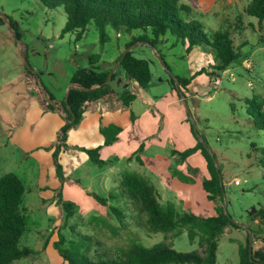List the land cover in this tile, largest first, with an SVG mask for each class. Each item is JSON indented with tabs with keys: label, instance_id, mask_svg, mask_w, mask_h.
Instances as JSON below:
<instances>
[{
	"label": "rangeland",
	"instance_id": "rangeland-1",
	"mask_svg": "<svg viewBox=\"0 0 264 264\" xmlns=\"http://www.w3.org/2000/svg\"><path fill=\"white\" fill-rule=\"evenodd\" d=\"M248 3L249 0H236L229 7L230 11H221L220 16L209 21L194 15L208 36L217 29L228 27L234 46L239 47L241 57L223 72L212 73L215 55L210 46L198 45L187 53L170 34L157 45L166 67L161 56L146 42L135 43L132 51L150 64L151 81L146 88L137 91L152 99H159L165 91L173 88L170 82L173 75L193 76L186 102L181 98L186 119L190 118L186 121L194 125L196 143L202 136L203 144L215 155L214 163L222 172L225 206L229 213L242 226L260 227L251 246L253 250L264 252V232H260L263 226L258 224V219L251 221L250 215L260 214L258 210L264 208V171L255 163L259 152L252 150V144L258 148L264 146V131L254 126L248 114L251 103L257 115L264 112V20L260 27L257 18L246 13ZM8 21L15 26L19 38L12 34ZM65 22L66 13L62 6L49 8L38 0H0V176L14 172L27 189H32L40 181V163L32 155L22 157L20 150L12 147L11 136L14 133L31 135L37 131L39 107L45 104L40 85L43 84L57 99H64L73 73L78 68L92 66L89 55L100 56L97 64L101 68L114 69L113 61L125 50V44L133 35L144 33L142 30H134L132 34L117 33L107 26L108 38L102 42L91 22L84 35L77 39V31L62 33ZM26 67L39 74V84L27 74ZM201 68L202 72L195 75V71ZM115 71L117 76L114 84L111 83L113 87L118 86L122 68ZM158 123L160 131L161 117ZM8 138L9 145L6 144ZM249 153L252 154L250 157ZM83 170L86 166L82 167ZM108 182L113 194L109 203L126 214L123 224L112 213L80 212L78 209L72 218L66 220L57 199L53 203L47 202L38 196L35 186L32 193L26 192L23 207L28 217V230L20 242L37 253L11 264H66L54 247L60 231L67 238L75 239L79 233L90 236L92 255L100 250L115 255L119 247L133 242L148 247L161 243L182 252L198 248V237L190 242L188 227H183L177 236L164 232L148 233L140 224L142 216L139 214L142 213L137 209V203L120 193L118 178L110 175ZM253 207L256 212H252ZM246 240L245 229L226 227L218 241L216 264H239V247L245 245Z\"/></svg>",
	"mask_w": 264,
	"mask_h": 264
},
{
	"label": "trees",
	"instance_id": "trees-1",
	"mask_svg": "<svg viewBox=\"0 0 264 264\" xmlns=\"http://www.w3.org/2000/svg\"><path fill=\"white\" fill-rule=\"evenodd\" d=\"M44 6L55 8L62 6L66 13V22L62 33L77 31L76 38H81L86 32L88 24L93 22L100 40L104 42L108 36L106 27H112L117 33L132 34L134 30H142L144 33L133 35L131 40L125 44V48L141 41L146 42L155 49L162 59L163 55L157 48L158 43L170 34L175 37V43H180L187 53H190L195 46L208 45L212 48L215 61L211 65L212 73L223 72L228 69L231 63L241 57L239 47L234 46L233 38L228 27L217 29L211 35H207L202 24L195 19L193 9L180 0H38ZM250 16L257 18L258 24L262 27L264 20V0H249L245 9ZM2 21V18H1ZM10 29L15 31V37L19 38L15 26L8 21ZM150 36H149V35ZM123 51L113 61L122 67L127 76L128 82H137L141 87L146 88L151 81L150 64L146 59L138 58L133 54L132 49L123 57ZM98 54H91L88 60L91 67L78 68L72 75L67 100L57 99L41 84V91L44 96L45 109L56 111L62 114L64 124L58 131L57 143L52 156L56 172L61 181L64 177L59 163V152L67 147L66 140L68 131L76 126L87 105L90 102L116 95L117 91L112 86L117 73L114 70L109 76L112 68L103 69L100 67ZM164 61V60H163ZM113 65V66H114ZM27 74L39 84V74L26 67ZM203 68L194 74L201 73ZM215 70V71H214ZM170 82L173 89L180 98L186 102L188 86L193 78L175 75ZM129 84V83H128ZM178 84V86H177ZM120 102L124 105L136 99V95L128 89H122L118 95ZM254 99V98H253ZM255 100V99H254ZM247 102H250L247 100ZM68 106L70 109H68ZM253 103L248 107V114L257 129L264 131V112L253 109ZM260 106V105H258ZM74 117V119H73ZM187 120H190L188 117ZM192 133L196 136L193 123L190 124ZM121 128L115 125H108L101 128L104 136V144L110 145L118 138ZM200 137V136H199ZM201 136L197 143L184 151L172 150L178 153L181 160L200 149V153L206 160L208 175L203 179L202 185L207 193V198L214 203L215 213L213 215H196L191 211L178 212L173 206H163L158 198L154 185L145 177L135 171L125 170L119 178L120 193L137 203V209L142 213L140 224L145 227L148 233L164 232L173 236L180 235L183 227H188L187 235L190 242L198 237V248L188 252H182L165 244L145 246L133 242L127 246L118 248V252L109 254L104 250L95 252L92 255V239L90 236L77 234L76 238H67L61 231L58 233V240L54 247L66 264H216L218 241L224 229L228 226L245 229L247 240L245 245L239 247V264H264V252L253 250L250 246V237L258 236L257 229L252 226H242L234 221L232 215L225 206L226 197L224 184L222 183V172L214 163V153L210 152L203 144ZM88 155L92 163L98 166L106 165L109 161L100 157V147L81 148ZM252 150L259 152L256 165L264 171V146L258 148L252 144ZM139 150L135 153L138 162ZM252 154H248L250 157ZM131 158H129L130 160ZM196 168L189 167L192 174L197 173ZM180 180L192 182L193 178L184 174H177ZM264 178V174H263ZM26 193L24 181L14 172H6L0 176V264H11L16 260L28 257L37 253L28 246L21 245V237L28 230V217L24 213L23 201ZM91 195L100 203L108 206L109 213L124 223V211L109 203L113 198L110 193L108 197H101L96 193ZM57 201L65 212L66 220L72 218L76 213V205L73 202L64 200L58 192ZM255 207L252 212H256ZM260 214L252 215L251 221L258 219V224L263 226L260 232H264V208L258 210ZM257 223V222H256ZM259 232V233H260ZM264 238V237H263Z\"/></svg>",
	"mask_w": 264,
	"mask_h": 264
},
{
	"label": "crops",
	"instance_id": "crops-1",
	"mask_svg": "<svg viewBox=\"0 0 264 264\" xmlns=\"http://www.w3.org/2000/svg\"><path fill=\"white\" fill-rule=\"evenodd\" d=\"M180 1L190 6L195 15L209 21L220 16L221 11H230L229 7L236 0ZM120 73L121 79L116 83L118 86H114L117 94L90 102L79 123L68 131L67 147L59 152L63 181L57 175L52 156L58 131L64 124L61 113L46 110L44 104L39 107L40 119H37L39 123L35 134L14 133L11 136L12 147L18 152L20 150L22 157L32 155L40 163V181L34 185L38 196L53 203L60 192L62 198L73 202L80 212L109 214L108 206L96 200L91 193L108 197L110 175H115L119 180L121 172L129 169L154 185L163 206H173L178 212L191 211L197 215L214 214V203L207 198L202 185L208 173L200 150L186 160H181L178 153H172V150L180 152L196 144L177 92L171 88L159 99H152L137 91L144 89L137 82H128L123 68ZM126 87L136 95L130 105L122 104L118 98ZM150 107L156 110L151 111ZM160 117L163 125L158 131ZM111 124L120 127L121 131L115 142L105 145L101 128ZM156 133L157 136L153 137ZM9 143L8 138L6 144ZM96 147H100V157L109 161L106 165H95L81 149ZM138 150L141 163L134 156ZM83 166H86V170L82 172ZM189 167L198 169L197 173H190ZM45 170H48L46 175ZM178 173L191 176L192 182L180 180ZM34 186L32 189L26 188V192L32 193Z\"/></svg>",
	"mask_w": 264,
	"mask_h": 264
},
{
	"label": "water",
	"instance_id": "water-1",
	"mask_svg": "<svg viewBox=\"0 0 264 264\" xmlns=\"http://www.w3.org/2000/svg\"><path fill=\"white\" fill-rule=\"evenodd\" d=\"M9 28H10V27H9ZM11 32H12V34L15 36V31L12 30ZM134 46H135V45H131V46L125 48V50L123 51L122 57H123V56H124L129 50H131L132 48H134ZM23 55H24V52H23ZM24 58H25V55H24ZM160 59L162 60L164 66L166 67V64L164 63L162 57H160ZM115 65H116V66L114 67V69H112V71L110 72L109 76H110L111 73L117 68L118 63L115 64ZM172 77L174 78V80H177V77H176L175 75H173ZM177 86H178V84H177ZM70 88H71V86L68 87V90H67V92H66V94H65V100H67V95H68V91H69ZM68 109H70L69 106H68ZM73 119H74V117H73ZM251 244H252V238L250 237V246H249V250H250V251H251Z\"/></svg>",
	"mask_w": 264,
	"mask_h": 264
}]
</instances>
